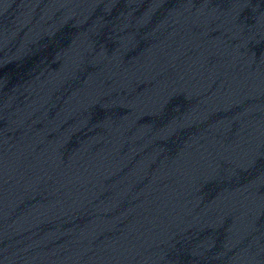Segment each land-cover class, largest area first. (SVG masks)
Segmentation results:
<instances>
[{"label": "water", "instance_id": "1", "mask_svg": "<svg viewBox=\"0 0 264 264\" xmlns=\"http://www.w3.org/2000/svg\"><path fill=\"white\" fill-rule=\"evenodd\" d=\"M0 264H264V0H0Z\"/></svg>", "mask_w": 264, "mask_h": 264}]
</instances>
